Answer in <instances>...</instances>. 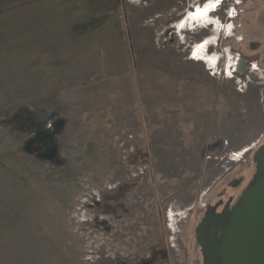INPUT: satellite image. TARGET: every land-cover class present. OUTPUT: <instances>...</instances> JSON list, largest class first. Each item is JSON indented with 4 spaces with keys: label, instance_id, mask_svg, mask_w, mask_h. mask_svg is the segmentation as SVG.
Segmentation results:
<instances>
[{
    "label": "rangeland",
    "instance_id": "1",
    "mask_svg": "<svg viewBox=\"0 0 264 264\" xmlns=\"http://www.w3.org/2000/svg\"><path fill=\"white\" fill-rule=\"evenodd\" d=\"M82 2L105 23V76L43 99L40 68L0 61V224L29 228L1 248L30 264H205L208 203L240 198L264 146V0Z\"/></svg>",
    "mask_w": 264,
    "mask_h": 264
},
{
    "label": "crops",
    "instance_id": "2",
    "mask_svg": "<svg viewBox=\"0 0 264 264\" xmlns=\"http://www.w3.org/2000/svg\"><path fill=\"white\" fill-rule=\"evenodd\" d=\"M95 13L97 6L91 10L82 0H0V27L7 41L0 46V61H29L40 68L43 99L72 95L109 71L107 48L93 42V33L105 30V23L102 29L91 28ZM6 207L3 211L11 213ZM17 222L6 217L0 224V264L31 263L28 255L1 248V242L26 240L29 228Z\"/></svg>",
    "mask_w": 264,
    "mask_h": 264
},
{
    "label": "water",
    "instance_id": "3",
    "mask_svg": "<svg viewBox=\"0 0 264 264\" xmlns=\"http://www.w3.org/2000/svg\"><path fill=\"white\" fill-rule=\"evenodd\" d=\"M255 161L254 179L232 209L210 207L199 227L205 264H264V146Z\"/></svg>",
    "mask_w": 264,
    "mask_h": 264
},
{
    "label": "flooded vegetation",
    "instance_id": "4",
    "mask_svg": "<svg viewBox=\"0 0 264 264\" xmlns=\"http://www.w3.org/2000/svg\"><path fill=\"white\" fill-rule=\"evenodd\" d=\"M211 4H212V1L207 5L208 6V10H209V8L211 7ZM200 10H203L202 8L200 9ZM205 10V9H204ZM196 14H194V13H192V15H196V16H199L200 15V13H201V11H199V10H197L196 12H195ZM263 140V137H258V139H257V141H256V143L257 142H260V141H262ZM259 147H261V146H259ZM238 182L240 181V180H237ZM235 200L231 197L229 200H224L223 198H219L216 202H215V204H213V203H208V205H209V207H216L217 206V208H216V212L217 213H220V212H222L223 211V209L226 207V205L227 204H229V210H231L232 209V207L235 205V203L236 202H234ZM207 205V206H208Z\"/></svg>",
    "mask_w": 264,
    "mask_h": 264
},
{
    "label": "trees",
    "instance_id": "5",
    "mask_svg": "<svg viewBox=\"0 0 264 264\" xmlns=\"http://www.w3.org/2000/svg\"><path fill=\"white\" fill-rule=\"evenodd\" d=\"M31 125H32V124L29 123V124L27 125V127H28L30 130H33V128H32ZM15 127H16V126H15ZM15 132L18 133V134H24L23 132H21V130H18V129H16Z\"/></svg>",
    "mask_w": 264,
    "mask_h": 264
}]
</instances>
